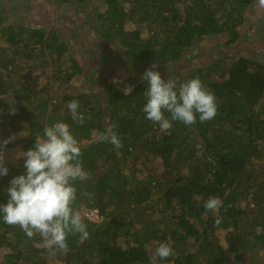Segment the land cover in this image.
<instances>
[{"label":"trees","instance_id":"16d2710c","mask_svg":"<svg viewBox=\"0 0 264 264\" xmlns=\"http://www.w3.org/2000/svg\"><path fill=\"white\" fill-rule=\"evenodd\" d=\"M59 2L71 6L104 2L107 9L95 21L96 37L111 50L88 51L86 56L95 61L87 70V62L74 56L56 29L2 27L0 16V44L5 45L0 46V141L11 138L6 149L16 146L25 152L34 147L37 135L43 137L45 125L63 121L72 126L91 175L76 184L79 192L93 194L91 200L78 199L90 235L86 240L70 236L68 253L52 256L37 246L38 236L29 239L19 227L0 219V248L11 251L6 264H50L53 258L60 264H150L161 242H170L175 255L160 264H234L245 253H261L264 63L219 54L211 59L213 50L200 48L206 40L222 38L229 47L240 42L255 0ZM128 24L135 28L128 30ZM198 56L211 62L186 81L199 77L214 92L218 114L203 123L197 118L191 126L173 122L167 132L142 111L146 81L133 83L129 90L126 82L112 85L100 79L111 63L133 75L154 63L182 69L186 58ZM81 78L86 90L78 91L73 81ZM95 79L105 85V97ZM73 99L80 101L83 125L72 120L67 108ZM113 124L124 144L118 154L112 144L99 139ZM26 129L27 137L17 138ZM24 163L22 158L5 164L9 172L0 176V204L8 201L11 179L25 174ZM210 196L231 205L226 212L220 209L219 226L216 215H205L204 202ZM89 211H98L101 221L90 220Z\"/></svg>","mask_w":264,"mask_h":264},{"label":"clouds","instance_id":"9594fccd","mask_svg":"<svg viewBox=\"0 0 264 264\" xmlns=\"http://www.w3.org/2000/svg\"><path fill=\"white\" fill-rule=\"evenodd\" d=\"M258 2L264 6V0ZM157 67L154 63L142 76L148 85L142 111L148 120L159 125L162 132L169 131L173 122L191 126L197 123V118L203 123L216 117L217 97L199 77L177 85L175 80H165L159 71L153 70ZM80 107L77 99L67 104L77 125H83L86 119ZM12 111L14 113L15 109ZM87 119H91L90 114ZM99 139L112 144L117 154L124 147L114 124L107 127ZM10 142L11 138L0 141V176H7L9 172L5 155ZM20 156L25 160L26 172L11 179L6 189L8 201L0 204V219L9 226L19 227L29 239L38 236L37 246L46 249L50 255L67 254L70 236L86 240L90 235L78 199L87 197L91 200L93 194L79 192L76 187L77 182L91 178L84 167L81 142L69 123L58 121L45 125L43 137L37 135L34 147ZM222 207L226 212L231 205L224 206L218 196H210L204 202L205 215H216V226L222 220L218 215ZM174 255L172 244L161 242L150 256V264H160Z\"/></svg>","mask_w":264,"mask_h":264},{"label":"rangeland","instance_id":"374dc122","mask_svg":"<svg viewBox=\"0 0 264 264\" xmlns=\"http://www.w3.org/2000/svg\"><path fill=\"white\" fill-rule=\"evenodd\" d=\"M107 6L104 2L94 3L93 5H64L59 0H0V16L2 19V27L9 25H21L26 27L41 28L46 30L56 29L62 37L71 46L72 53L82 63L87 62L89 70L95 60H90L86 54L91 52H104L105 50H111L108 46L103 44V39L96 37L95 21L98 13H104ZM252 14L248 17V23L243 27L242 38L234 46H226L224 39L206 40L200 44L202 50H213L214 55H210L211 59L220 57H245L262 61L264 63V6H261L258 0L254 2V9ZM132 24L127 25L128 30L134 29ZM102 41V42H101ZM1 47H5L3 43ZM220 48H219V47ZM118 49H121L117 46ZM117 52V50H116ZM121 52V51H118ZM219 54V55H218ZM216 56V57H215ZM238 56V57H236ZM207 57H190L186 58V62L183 63L182 69L177 66H158L153 69L159 71L165 80L173 79L179 85L185 82L188 77L194 73L198 68L207 65L211 62V59ZM94 59V58H93ZM230 59V58H229ZM210 60V61H209ZM232 60V59H231ZM229 60V61H231ZM96 71L98 69L95 68ZM145 71L148 69H144ZM50 71V70H49ZM48 71V75H49ZM93 70L90 71V73ZM104 78H100L102 82H108V84H127V89L143 82L142 76L145 72H136L130 75L128 71H123L121 67H118L114 63H111L104 70ZM101 75V74H100ZM102 76V75H101ZM103 77V76H102ZM47 78V76L45 77ZM98 80V79H97ZM84 79H76L73 81V88L79 90H86V84ZM46 83L45 80L42 81ZM94 81H92L93 83ZM93 85V84H92ZM95 86L97 89H101L100 96L105 97V85L100 84L95 79ZM92 88H94L92 86ZM57 88L51 90V94L54 97L57 93ZM10 103L12 99L10 98ZM28 130H22L17 136L19 138H25L28 135ZM13 136V137H16ZM12 137V138H13ZM98 138V135H96ZM23 152L20 147H12L6 149L5 164L12 163L17 164L22 160ZM141 164V163H139ZM140 168V166H139ZM156 168H160L159 164ZM141 169V168H140ZM161 170V169H160ZM144 175L141 176L143 178ZM158 196V195H157ZM223 240L225 233L222 232L219 235ZM11 253L8 248H0V264H6V256ZM50 264H60L57 259L50 260ZM234 264H264V250L260 253L249 252L245 253L244 257L239 262Z\"/></svg>","mask_w":264,"mask_h":264},{"label":"built area","instance_id":"2783aa9c","mask_svg":"<svg viewBox=\"0 0 264 264\" xmlns=\"http://www.w3.org/2000/svg\"><path fill=\"white\" fill-rule=\"evenodd\" d=\"M86 216H87L90 220H92V221H94V222H99V221H101V218L99 217L98 211H89V212L86 214Z\"/></svg>","mask_w":264,"mask_h":264}]
</instances>
